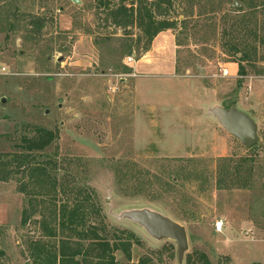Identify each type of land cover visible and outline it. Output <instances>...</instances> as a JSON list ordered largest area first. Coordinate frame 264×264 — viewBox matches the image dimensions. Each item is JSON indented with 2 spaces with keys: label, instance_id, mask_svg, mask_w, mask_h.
Instances as JSON below:
<instances>
[{
  "label": "rangeland",
  "instance_id": "1",
  "mask_svg": "<svg viewBox=\"0 0 264 264\" xmlns=\"http://www.w3.org/2000/svg\"><path fill=\"white\" fill-rule=\"evenodd\" d=\"M76 1L0 0V157L25 154L22 139L36 128L55 135L27 164L49 178L10 162L11 179L0 181V264H29L53 210L86 196L87 226L110 240L137 236L129 262L115 255L126 264H179L175 242L121 218L130 211L185 228L181 264L187 254L202 264L197 253L210 264H264V0ZM120 6L132 19L117 24ZM148 14L173 26L163 31L169 75L134 71L160 36L148 45L138 22ZM233 97L257 126L249 150L210 115Z\"/></svg>",
  "mask_w": 264,
  "mask_h": 264
},
{
  "label": "trees",
  "instance_id": "2",
  "mask_svg": "<svg viewBox=\"0 0 264 264\" xmlns=\"http://www.w3.org/2000/svg\"><path fill=\"white\" fill-rule=\"evenodd\" d=\"M132 10H127L120 6L114 12L113 22L121 24L123 20L132 19ZM146 21L138 17V22L142 25L144 36L147 38L148 45L151 43L157 34L172 29L171 24L165 22H156L149 14L146 16ZM38 30L41 28V23H37ZM264 43V42H263ZM230 51L234 54L240 53V62H247L250 58L249 53L240 52L237 46L230 45ZM148 48L144 49L147 52ZM126 55L131 54L128 49ZM128 70V69H127ZM238 76L244 77L246 71L240 64L238 66ZM55 141L53 132L43 128H36L35 135L32 138H23L20 148L25 154L20 153L14 156L13 160L9 161L6 158L0 157V181L6 182L11 179L13 172L7 171V166L10 162L16 163V171L23 170L28 173L31 179L49 178L46 173V168L42 166L31 167L27 165L30 162L31 154L43 152ZM27 153V154H26ZM51 160L42 161L44 165H49ZM2 174V175H1ZM54 187V185H53ZM24 192V188L20 190ZM81 194V193H80ZM93 208L94 204L89 196L76 200L72 206L65 203L53 210L52 221L54 226L41 225L40 236H45L52 239V242H42L40 237L37 240L30 242L28 246L29 264H120L115 259V253L120 252L126 262L131 258L132 245H139V240L132 233L126 235L127 239L113 237L109 239L102 232L96 230L92 226H87V210ZM27 218L23 213L22 223L25 224ZM57 239V240H56ZM197 260L202 264H210L207 256L203 253H197ZM186 264H194L193 255L185 256ZM143 264V261L139 262ZM123 264V263H121Z\"/></svg>",
  "mask_w": 264,
  "mask_h": 264
},
{
  "label": "water",
  "instance_id": "3",
  "mask_svg": "<svg viewBox=\"0 0 264 264\" xmlns=\"http://www.w3.org/2000/svg\"><path fill=\"white\" fill-rule=\"evenodd\" d=\"M74 3H78L73 0ZM237 4V3H236ZM227 134L236 138L246 150L258 143L257 126L243 113L236 110V98L223 102L221 108L210 112ZM122 219L141 225L156 240H171L176 244L177 260L181 264L188 251V239L184 227L166 217L148 211H130L121 214Z\"/></svg>",
  "mask_w": 264,
  "mask_h": 264
},
{
  "label": "crops",
  "instance_id": "4",
  "mask_svg": "<svg viewBox=\"0 0 264 264\" xmlns=\"http://www.w3.org/2000/svg\"><path fill=\"white\" fill-rule=\"evenodd\" d=\"M159 35L160 36H158V38H155L153 45H152V49L148 51V53H146V55L142 57V59L136 62L134 61L135 62L134 63L135 72L146 74L148 73L147 71L152 70L151 74H161V75H165V74L169 75L171 74V72H174L175 70L174 66H172L169 63V59H170L169 47H170L171 42L166 36H163V35H166V33L163 32V33H160ZM163 37H166V38H163ZM154 54H155V58L152 57L154 56ZM147 56H150L152 58L146 59ZM40 239L42 242H52L53 241L52 239L47 238L45 236H40ZM117 253H120V252H117ZM115 259L120 264L121 263L126 264L122 262L120 259H117L116 256H115Z\"/></svg>",
  "mask_w": 264,
  "mask_h": 264
},
{
  "label": "built area",
  "instance_id": "5",
  "mask_svg": "<svg viewBox=\"0 0 264 264\" xmlns=\"http://www.w3.org/2000/svg\"><path fill=\"white\" fill-rule=\"evenodd\" d=\"M127 61L128 62H133L134 61V55L131 56V57H128ZM6 74L7 73H6L5 68L0 66V76L6 75ZM223 75L224 76L228 75V71L224 70L223 71ZM213 228H214L215 232L220 233L222 231V228H223V222L222 221H216V223L214 224Z\"/></svg>",
  "mask_w": 264,
  "mask_h": 264
}]
</instances>
